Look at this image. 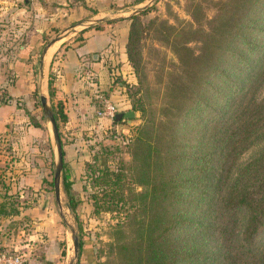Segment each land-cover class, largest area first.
Instances as JSON below:
<instances>
[{
    "label": "rangeland",
    "instance_id": "obj_1",
    "mask_svg": "<svg viewBox=\"0 0 264 264\" xmlns=\"http://www.w3.org/2000/svg\"><path fill=\"white\" fill-rule=\"evenodd\" d=\"M261 8L264 9V0H0V37L6 40L7 36L14 34L15 40H19L27 31L34 34L40 30L43 45L39 46V51L56 36L60 39L53 43L62 42V47L78 42L81 40L80 30L93 21L112 23L107 19L116 18L126 29L121 51H113L112 58L106 61L112 72V85L124 99L122 105L134 111L135 117L131 124L110 120L111 125H101L98 134L93 133L91 137L81 133V148L87 152L86 159L81 169H76L77 176L70 169L71 190L81 197L76 218L66 206L60 175L58 201L54 199L53 171L57 153L46 110L47 139L42 138L36 146V150L45 151L46 169L39 175L41 183L31 187L14 186L12 190L13 195H24V201L15 199L14 207L25 206L32 210L33 215L27 223L31 228L37 217L54 213L66 236L69 264H84L79 261L78 252L74 256L71 230L78 242L86 238L90 241L96 264H125L113 253L118 236L115 229L121 227L124 241L133 236L126 226V217L136 203L132 194L141 190L140 186L131 184L130 173L125 169L130 161L126 144L134 135V127L141 122L139 112L131 109V105L135 101L143 102L147 116L161 123L160 131L153 138L158 146L166 142L185 108L199 96H204L202 100H206L205 97L209 100L208 107L200 112V118L216 113L222 96L239 82L237 71L233 73V68L229 67L232 61L230 51H238L235 47L238 35L242 33L244 39L264 42V37L252 32L253 23L248 21ZM130 16L133 19L129 20ZM89 19H93L92 22ZM242 20L249 23L250 28L239 29ZM261 21L264 22L262 16ZM92 26L99 27V24ZM224 48L228 49L224 51ZM244 52L250 57L255 54L254 49ZM239 66L242 70L244 63ZM257 93L259 97L264 96V81L258 86ZM57 132L60 142L68 141L60 124ZM108 141L112 143L103 145ZM263 142L245 148L236 163L249 160ZM10 144L9 140L0 138V179L7 175L5 163L19 160L16 154L9 157L12 155L7 153ZM63 155L62 151V161L65 159ZM101 156L105 158L104 165L115 166L123 172L118 189L123 203L112 207V211L106 209L108 196H103L98 186L92 187L84 179L85 166L88 163L97 166L102 161ZM63 163L67 166V160ZM21 171L22 167L17 165L13 174L15 180ZM44 193L47 198L43 199L39 194ZM90 194L98 199L95 206L89 199Z\"/></svg>",
    "mask_w": 264,
    "mask_h": 264
},
{
    "label": "trees",
    "instance_id": "obj_2",
    "mask_svg": "<svg viewBox=\"0 0 264 264\" xmlns=\"http://www.w3.org/2000/svg\"><path fill=\"white\" fill-rule=\"evenodd\" d=\"M261 16L263 8L248 20L253 23L251 28L243 20L238 28L246 26L264 37ZM258 43L238 35V51H230L229 62L233 73L237 71L240 76L238 84L222 96L216 113L203 118L200 112L208 107L209 100L199 96L185 108L161 146L153 139L161 123L147 116L143 102L133 101L131 109L139 112L141 122L126 144L130 161L125 169L131 184L141 190L134 194L129 190L136 200L126 217L133 236L122 240L118 226L113 246L114 255L125 264H264V142L249 160L236 163L245 148L264 141V96L257 93L264 81V42ZM253 49L252 57L244 54V50ZM240 63H244L242 70ZM52 82L48 74L50 94ZM50 108L58 128L66 120L61 102H50ZM29 119L33 126H40L33 117ZM101 158L102 164L85 166L84 179L108 196L106 209L112 211L123 203L122 194L118 195L123 172L104 165L105 158ZM91 159L94 161L95 156ZM70 175L62 161V190L66 206L76 218L81 197L71 190ZM1 198L0 215L18 213L14 199L6 200V195ZM89 199L95 206L97 197L90 194ZM84 243L92 247L87 238L79 241L78 254Z\"/></svg>",
    "mask_w": 264,
    "mask_h": 264
},
{
    "label": "crops",
    "instance_id": "obj_3",
    "mask_svg": "<svg viewBox=\"0 0 264 264\" xmlns=\"http://www.w3.org/2000/svg\"><path fill=\"white\" fill-rule=\"evenodd\" d=\"M107 20L112 23L97 20L86 24L80 30L78 42L63 47L62 42L51 43L44 52L45 45L39 51V46L43 45L40 30L34 34L27 31L26 39L25 34L19 40H15L14 34L6 40L0 37V86L4 97L0 99V138L11 143L7 151L12 154L9 157L15 154L19 157L17 162L5 163L7 175L0 179V200L6 195V200L21 198L24 201V195L12 194L14 186L31 187L41 183L39 175L46 169L45 151L36 150V146L42 138L47 139V114L40 96L50 110V102H61L66 120L59 124L68 139L62 141L63 161L67 160V167L76 176L75 171L81 169L87 153L81 148V133L91 137L93 133L98 134L101 125L112 123L95 115L102 101L113 100L116 112L128 110L122 105L123 97L112 85V72L106 61L112 58L113 51H121L126 29L119 19ZM94 24L99 27L92 26ZM48 74L52 76V94L48 93ZM29 117L40 126H33ZM17 165L22 171L15 180L13 174ZM35 175L38 178H34ZM39 195L47 198V193ZM32 215V210L25 206L18 208L15 215H0V250H17L28 264H69L66 236L54 213L37 217L33 228L27 224ZM91 253L92 247L84 243L79 261L92 264L95 259Z\"/></svg>",
    "mask_w": 264,
    "mask_h": 264
},
{
    "label": "water",
    "instance_id": "obj_4",
    "mask_svg": "<svg viewBox=\"0 0 264 264\" xmlns=\"http://www.w3.org/2000/svg\"><path fill=\"white\" fill-rule=\"evenodd\" d=\"M60 39V36H56L53 39H51L43 48V52L46 50V48L53 43L54 41ZM40 103L41 105L45 108L46 110V114H47V118L49 120L50 123V127H51V131H52V135L56 144V153H57V163L54 166V171H53V183H54V198L56 201H58V179H59V175H60V170H61V166H62V158H61V144L59 141V137H58V132H57V127L56 124L54 122L53 119V115H52V111L49 109V107H47L45 105V101L43 96H40ZM135 117V113L134 111L128 109L126 111L123 112H117L114 115V120H120V121H125L127 124H131L132 123V119ZM70 237H71V242H72V250L74 253V256L77 255L78 249H79V242L77 240L76 235L74 234V232L71 230L70 231Z\"/></svg>",
    "mask_w": 264,
    "mask_h": 264
},
{
    "label": "built area",
    "instance_id": "obj_5",
    "mask_svg": "<svg viewBox=\"0 0 264 264\" xmlns=\"http://www.w3.org/2000/svg\"><path fill=\"white\" fill-rule=\"evenodd\" d=\"M3 88L0 86V99H3ZM116 108L111 101L104 99L101 106L95 111L98 118L114 119ZM0 264H28L26 258L17 250L0 251Z\"/></svg>",
    "mask_w": 264,
    "mask_h": 264
}]
</instances>
